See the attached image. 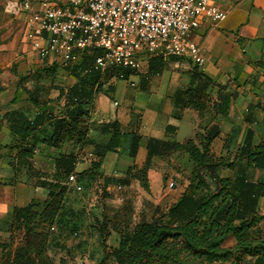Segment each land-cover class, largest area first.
Masks as SVG:
<instances>
[{
	"label": "crops",
	"instance_id": "1",
	"mask_svg": "<svg viewBox=\"0 0 264 264\" xmlns=\"http://www.w3.org/2000/svg\"><path fill=\"white\" fill-rule=\"evenodd\" d=\"M9 1L14 0H0V244L8 245L11 238L13 242L10 248L0 247V264L20 242V232L14 233L11 229L15 207H25L35 199L46 200L49 197V190L37 187L34 180L29 178L27 168L23 164L19 166V153L26 145H21L22 138L17 134L16 127L26 120L32 122L38 115L39 110L33 100H44L41 97L44 88H37V84L43 83L40 75H49L54 71L53 64L40 60L26 41L23 21L5 11ZM213 2L228 13L227 19L216 26L203 20L191 35V40L203 48L205 64L196 67L191 61L177 57L157 58L143 63L142 71L134 76L137 86L131 87L128 80L126 83L137 91H127L122 97L123 101L120 103L116 100L118 105H113L120 108L127 101L132 103L146 96L149 101L147 111L139 113L135 108L128 107L127 110L115 111L107 118L106 123L118 124L121 132L119 147L116 152L104 157L100 169L89 171L81 179L82 184L103 183L109 199L113 196L114 188L115 191L122 189L120 184L129 186L139 183L127 178L126 173L130 167H141L145 163L149 145L164 150L166 145L194 138L197 132H219L212 142V151L218 152L219 156L236 153L245 145L247 137H250L253 146L264 142V0ZM115 86L112 93H115ZM202 86L205 87V94H209L217 104L216 109H212L214 120L200 130L199 112L185 107L178 99L189 90L196 95ZM225 95L230 96V103L223 112L220 104ZM40 129H44V132L37 133L27 143L35 144V154L29 163L42 177L52 180L64 166L65 156L74 157L66 166L71 167L73 162H77L74 166L76 173L91 168V162L81 160L82 148L76 140L53 147L46 142L53 127L45 124ZM111 137L112 133L103 131L102 126L92 127L86 145H90L93 151L96 145L107 144ZM135 138L139 140V148L133 157ZM155 159L162 158L152 160L148 173L149 186ZM114 171L117 175H113ZM252 171L249 169L247 174ZM93 173L95 175H91ZM114 183L119 187H114ZM76 194L80 195L72 186L64 194L66 210H75L79 206L74 200L71 201ZM76 216V213H71L65 222L73 227L77 224ZM115 234L117 244L114 247H117L119 236Z\"/></svg>",
	"mask_w": 264,
	"mask_h": 264
},
{
	"label": "trees",
	"instance_id": "2",
	"mask_svg": "<svg viewBox=\"0 0 264 264\" xmlns=\"http://www.w3.org/2000/svg\"><path fill=\"white\" fill-rule=\"evenodd\" d=\"M95 56L85 54L75 67L64 69L75 74L80 81H93L94 84L99 82L100 77H106L109 81L115 79L117 71L102 73L93 68ZM262 65L264 67V61ZM123 73L127 80L131 75H137L131 71ZM110 88L113 90L114 86ZM192 92L189 90L183 97L179 96L178 101L198 111L199 115L204 110L208 112L210 104L211 109H216L217 102L205 94V87L200 88L199 94ZM94 94L95 90H87L79 85L74 92L78 108L71 112H63L64 107L60 103L33 100L39 110L38 115L32 122L26 120L16 127L17 134L22 138L21 145H26L19 153V166L23 164L27 168L29 178L34 180L37 187L49 190V197L46 200L35 199L25 207H15L11 229L14 233L20 232V242L12 252L6 254L2 264H53L48 242L51 233L58 232L56 224H67L65 220L71 214L63 204L64 194L70 188L69 176L76 174L78 181H81L89 171L100 169L108 153L117 151L121 132L117 122H110L102 125V130H109L112 137L107 144L94 147L91 154L95 160L91 162L89 170L76 173L74 166L77 162L72 161L73 166H66L74 157L65 156L64 166L52 180H47L29 163L35 154V144L29 145L27 141L37 133L44 132L40 128L45 124L53 127L52 134L46 139L53 147L73 140L81 144V148L88 143L89 128L83 122L82 106L91 102ZM202 102H205V106ZM229 103L230 96H223L220 104L223 112L228 109ZM218 135V131L197 132L194 138L166 145L164 150L148 146L145 163L141 167H130L127 178L137 180L143 188L149 189L148 173L153 158L166 159L168 155L180 153L187 154L196 167L193 169L194 177L178 200L160 216L151 220L141 217L134 226L123 221L115 222L113 231L119 236L117 247L108 249L106 227H99V234L105 243L104 257L97 264H246L248 260L253 264H264V230L261 228L264 224V213L261 212L264 182L250 181L247 174L252 168L264 170V142L253 146L250 137H247L245 145L235 153V159L229 164L230 161L224 156L216 159L212 151V142ZM132 147V156L135 157L139 148L138 139L133 140ZM237 161H241L238 167ZM220 168H227L233 175L220 177ZM206 177L215 184L214 191L210 189ZM158 210L159 207H155V211ZM52 227L56 231H51ZM229 238L235 240V244L225 247ZM11 243L0 244V247L10 248Z\"/></svg>",
	"mask_w": 264,
	"mask_h": 264
},
{
	"label": "built area",
	"instance_id": "3",
	"mask_svg": "<svg viewBox=\"0 0 264 264\" xmlns=\"http://www.w3.org/2000/svg\"><path fill=\"white\" fill-rule=\"evenodd\" d=\"M5 11L23 21L25 39L40 60L73 68L85 54L99 52L93 68L118 69L121 79L123 71L138 74L143 63L157 58L177 57L202 67L203 48L191 35L203 20L216 26L228 17L213 0H14ZM132 76L128 81L136 87ZM68 184L83 190L76 174Z\"/></svg>",
	"mask_w": 264,
	"mask_h": 264
},
{
	"label": "rangeland",
	"instance_id": "4",
	"mask_svg": "<svg viewBox=\"0 0 264 264\" xmlns=\"http://www.w3.org/2000/svg\"><path fill=\"white\" fill-rule=\"evenodd\" d=\"M98 53L99 52L95 54ZM174 63L175 62H173V64ZM191 64L196 66L193 62H191ZM56 65L57 64L52 66ZM55 69H60L59 73ZM107 71L113 73L117 71L118 75H115L117 79L115 78L109 81L106 77H100L99 82L94 84L93 81H80V78L75 74L69 73L68 70L58 65L54 67V71L52 70V73L49 75H44L42 72L43 74L40 75L42 78L40 79L43 80V83L40 82V84H37V88L39 90L41 87L44 88L41 97H43L45 101H50L51 103H60L64 107L63 112H71L78 108V106L75 105L77 102L74 100L76 97L74 92L79 88V85L87 90H95L94 99L91 102H82L83 122L85 123V127L89 129L104 125L107 118L109 119V116L112 114L114 115L115 111L120 112L122 110H127L128 107L132 109L135 108L139 113H142L143 110L147 111L146 108L149 105V101L146 96L138 98L132 103L127 101L125 104H122L120 108L114 106L113 104L117 101L120 103L123 101L122 97L127 91L131 93L137 90L130 88V86L126 84L127 79H121L119 77L120 71L118 69H109ZM36 77L37 75H35V78ZM136 80L134 76L130 78V82L136 83ZM115 82H117L116 86ZM111 85L115 86V93H112V88H110ZM133 103L135 105L130 107ZM202 103L205 106V102ZM211 108L212 104L209 105L208 112L205 113L204 110V112L200 114V130L203 129L208 122L214 120L212 118L213 112ZM151 110L148 112H151ZM91 152L92 148L90 145H82L81 160L89 164L94 161L95 158L93 155L90 156ZM214 155L216 159L220 157L218 152H215ZM224 157L230 161V164L231 161L235 159V152L231 155L226 153ZM165 158L166 159H155L153 162L150 191L143 189L139 183H133L129 186L120 184L122 185V189H117L115 191L114 187L118 188L119 186L117 185L119 184L114 183L113 196L108 199L106 194L108 192L104 189L103 183L88 182L87 184H83V190L77 192L80 193V195L76 194V196L71 198V201L74 200L79 206L76 207L75 210L72 208L68 209L69 213H74V215L75 213L77 214V224L73 227L65 223H62V225L56 224L59 231L51 233L50 235L48 252L53 260V264H97L104 257L105 243L102 236L99 234V227H106L105 230L107 231L106 233H108L105 235L106 246L109 249L117 244V237L113 231V224L115 222L123 221L134 226L140 221L141 217L146 220H151L165 213L169 207L178 200L179 196L189 185L191 178L194 177L193 169L195 167L190 161L189 156L184 153L168 155ZM236 163L238 167L241 161H237ZM252 169L253 171L248 175V178L264 181V171H258L255 168ZM115 172L116 171H114L113 175H117V172ZM218 174L220 177H231L233 172L227 168H220ZM209 182L211 186L210 189L214 191L215 184L210 180ZM125 206L126 208L123 209L122 207ZM155 207H159L160 210L155 211ZM261 212L264 213V201L262 202ZM261 228L264 230V224ZM75 231H79L78 237L73 236ZM256 233H259V231ZM234 244L235 240L229 238L225 243V247H232ZM246 264L253 263L248 260Z\"/></svg>",
	"mask_w": 264,
	"mask_h": 264
}]
</instances>
